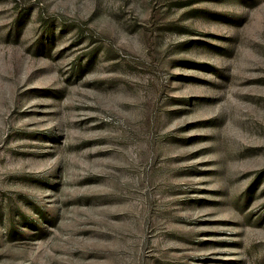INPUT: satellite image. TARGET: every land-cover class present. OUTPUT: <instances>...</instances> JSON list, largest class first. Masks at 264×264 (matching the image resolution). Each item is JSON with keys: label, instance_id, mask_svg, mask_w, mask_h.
I'll list each match as a JSON object with an SVG mask.
<instances>
[{"label": "rangeland", "instance_id": "374dc122", "mask_svg": "<svg viewBox=\"0 0 264 264\" xmlns=\"http://www.w3.org/2000/svg\"><path fill=\"white\" fill-rule=\"evenodd\" d=\"M0 264H264V0H0Z\"/></svg>", "mask_w": 264, "mask_h": 264}]
</instances>
